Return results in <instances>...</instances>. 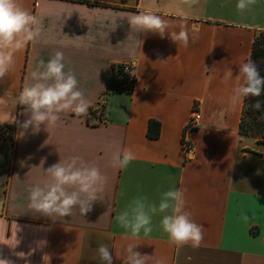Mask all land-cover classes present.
<instances>
[{"label":"crops","instance_id":"0c3cea01","mask_svg":"<svg viewBox=\"0 0 264 264\" xmlns=\"http://www.w3.org/2000/svg\"><path fill=\"white\" fill-rule=\"evenodd\" d=\"M237 2L17 0L40 21V34L14 53L0 80V124L15 125L14 139L0 141V259L101 264L97 249L106 245L113 264H123L134 244L147 264H264V143L238 134L243 97L234 91L243 84L239 66L249 60L254 33L264 28V0L243 13ZM149 11L169 22L163 37L129 23ZM182 29L187 47L170 36ZM56 51L64 53V71L76 75L88 108L104 95V120L90 126L88 108L82 115L68 110L47 130L42 124L21 136L27 115L18 96ZM120 63L133 70L129 93L112 75L111 65ZM194 104L200 122L187 137L186 158L182 132ZM10 115L17 123L6 122ZM149 120L159 123L155 139L146 136ZM125 149L136 158L126 168L113 166V154ZM72 156L107 178L92 211L81 216L77 207L71 216L50 217L29 209L28 190L43 186L50 165ZM170 189L185 190V209L203 226L199 248L171 244L160 224L164 214L153 216L152 232L142 230L137 239L115 219L137 196L158 204Z\"/></svg>","mask_w":264,"mask_h":264},{"label":"clouds","instance_id":"9594fccd","mask_svg":"<svg viewBox=\"0 0 264 264\" xmlns=\"http://www.w3.org/2000/svg\"><path fill=\"white\" fill-rule=\"evenodd\" d=\"M182 2L193 7L198 5L199 0ZM255 3L256 0H238L236 7L243 13ZM128 21L138 32L150 31L161 37L169 27L168 21L150 11L133 14ZM39 25L37 17L18 4L17 0H0V80L6 77L14 63V53L27 41L39 36ZM258 31L264 32V28ZM170 36L174 42L188 46L189 34L186 30L170 33ZM64 69V53L56 51L46 63L41 60L37 69L31 73L35 83L25 86L18 96V103L25 106L24 114L27 115V119L19 123L21 136L29 129L33 133L39 132L42 124L46 125L47 130L49 125L58 121L61 112L72 110L77 115L87 112L88 103L78 88L76 75L71 71L66 73ZM239 75L243 77V84L234 90L237 96L260 97L264 94V77L260 75L254 61L249 59L242 63ZM251 107L261 112L264 105L256 100ZM6 122L17 123V118L10 115ZM135 158L131 150L125 149L122 153L113 154L112 163L113 166L126 168ZM44 172L48 180L43 186L36 184L28 190V207L50 217L71 216L77 207L81 216L87 215L92 211L93 203L98 200V193L103 191L107 179L99 167L80 156L60 159ZM185 205V190L170 189L160 194L158 204L148 202L146 197L137 196L115 219L121 227L130 230V239H137L142 230L145 236L152 232L153 216L164 214L160 224L171 244L199 248L204 239V229L191 219L192 214L185 209ZM136 246L127 245L123 264H147L148 255L135 251ZM97 251L101 264H113L112 253L106 245L99 246ZM17 255L23 257L24 253ZM0 264L11 262L0 259Z\"/></svg>","mask_w":264,"mask_h":264},{"label":"trees","instance_id":"16d2710c","mask_svg":"<svg viewBox=\"0 0 264 264\" xmlns=\"http://www.w3.org/2000/svg\"><path fill=\"white\" fill-rule=\"evenodd\" d=\"M249 59L257 64L260 75L264 77V32L256 31L254 33ZM111 71L112 75L116 78V87L118 90L124 91L122 85H127L125 92L129 93L134 82V74L131 66L125 68L124 63L112 64ZM256 100H260L262 105H264V94L260 97H243L238 134L257 138L258 143H264V108H262L261 112L255 111L251 105ZM89 109L91 108L89 107ZM101 115L96 117L95 113L90 111L88 112L86 120L90 126H96L100 123ZM158 135L159 123L155 120H149L146 136L150 139H155ZM14 137V124H0V141L10 142Z\"/></svg>","mask_w":264,"mask_h":264},{"label":"built area","instance_id":"2783aa9c","mask_svg":"<svg viewBox=\"0 0 264 264\" xmlns=\"http://www.w3.org/2000/svg\"><path fill=\"white\" fill-rule=\"evenodd\" d=\"M130 66V64H125V68ZM103 120L101 119L100 122ZM200 122V112L198 110L197 104H194L191 108L189 118L184 126L182 132V147L186 158H191L192 156V147L190 142L187 140V137L190 136L199 126Z\"/></svg>","mask_w":264,"mask_h":264},{"label":"rangeland","instance_id":"374dc122","mask_svg":"<svg viewBox=\"0 0 264 264\" xmlns=\"http://www.w3.org/2000/svg\"><path fill=\"white\" fill-rule=\"evenodd\" d=\"M126 88H127V85H122V89L124 91L126 90ZM105 102H106L105 97L101 96L96 104H93L92 106H90L91 109H89L88 112H90V111L94 112L96 117H98V116H100L102 114L100 119L104 120V106H105ZM88 112H87V114H88Z\"/></svg>","mask_w":264,"mask_h":264}]
</instances>
